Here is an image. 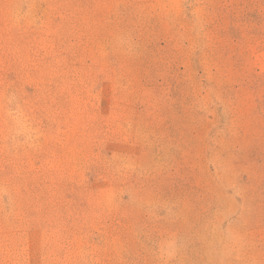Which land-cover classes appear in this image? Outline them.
<instances>
[{"label":"rangeland","instance_id":"obj_1","mask_svg":"<svg viewBox=\"0 0 264 264\" xmlns=\"http://www.w3.org/2000/svg\"><path fill=\"white\" fill-rule=\"evenodd\" d=\"M0 264H264V0H0Z\"/></svg>","mask_w":264,"mask_h":264}]
</instances>
